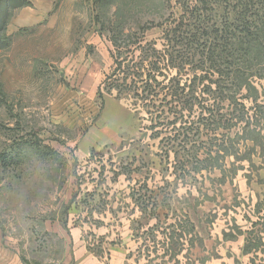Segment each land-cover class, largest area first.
<instances>
[{
    "label": "rangeland",
    "instance_id": "rangeland-1",
    "mask_svg": "<svg viewBox=\"0 0 264 264\" xmlns=\"http://www.w3.org/2000/svg\"><path fill=\"white\" fill-rule=\"evenodd\" d=\"M18 1L28 5L10 11L0 50L5 260L65 264L80 231L96 253L126 248L127 264H264V63L201 71L195 58L164 71L195 106L157 101L170 118L153 122L103 87L113 34L137 54L163 50L164 29L195 0ZM220 1L217 19L236 5ZM246 71L249 88L230 92L226 78Z\"/></svg>",
    "mask_w": 264,
    "mask_h": 264
},
{
    "label": "trees",
    "instance_id": "trees-1",
    "mask_svg": "<svg viewBox=\"0 0 264 264\" xmlns=\"http://www.w3.org/2000/svg\"><path fill=\"white\" fill-rule=\"evenodd\" d=\"M221 4L220 0H195L185 3L180 17L164 29L167 43L164 44L163 50L155 48L150 43L147 47H140V54H137L133 50L129 51L136 45L135 42L122 43L119 40L121 34L118 33V36L117 33L113 34L112 41L117 52L113 55V70L103 82L106 92L109 94L116 92L118 99H132L136 102L135 108L141 106L139 102L145 104L144 106L154 110L148 111L151 114V121L158 122L170 117H163L168 111H165V105L161 110L160 105L156 104L157 101L161 103L166 101L167 105L183 104V109H186L188 105L191 107L194 105V100H190L189 97L196 93L190 90L185 93L186 88L190 89L188 83H183L177 77H170L164 71L191 65L195 58H199L203 63L201 71H209L210 68L207 66L209 63L216 67L220 60L228 67L231 60L240 59L248 69L255 63H264V0H236L231 14L225 17L223 13L221 18L217 19V11L220 10ZM27 5L26 1L18 0L7 1L2 5L0 50L6 46L4 33L10 11ZM222 19L224 20L221 23ZM130 38L132 36H125V39ZM139 46H142V43ZM121 48L127 49L123 52ZM218 72L223 76L220 69ZM255 76V73L247 74V71L238 72L228 76L225 81L236 84L235 90L229 91L238 94L244 87L249 88V80ZM160 96H163V99H160ZM221 96V102L232 98L228 95L224 97L223 94ZM209 114L213 118L217 116ZM248 117L252 118L249 115ZM245 120L244 117L239 118L240 122ZM172 130L169 132L172 133ZM22 261L29 264L25 259Z\"/></svg>",
    "mask_w": 264,
    "mask_h": 264
},
{
    "label": "crops",
    "instance_id": "crops-1",
    "mask_svg": "<svg viewBox=\"0 0 264 264\" xmlns=\"http://www.w3.org/2000/svg\"><path fill=\"white\" fill-rule=\"evenodd\" d=\"M80 231L72 233L71 252L66 250L65 264H127L128 250L119 246H111L104 253H96L85 242ZM4 251L0 253V264H26L21 259L12 256L5 260Z\"/></svg>",
    "mask_w": 264,
    "mask_h": 264
}]
</instances>
